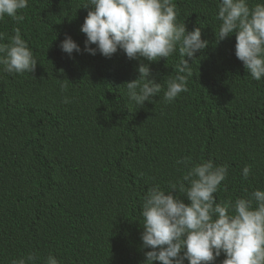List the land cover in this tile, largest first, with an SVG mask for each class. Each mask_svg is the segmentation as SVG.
<instances>
[{"label": "trees", "instance_id": "obj_1", "mask_svg": "<svg viewBox=\"0 0 264 264\" xmlns=\"http://www.w3.org/2000/svg\"><path fill=\"white\" fill-rule=\"evenodd\" d=\"M85 2L28 0L22 20H0V43L19 28L37 59L32 73L0 70V264L29 253L36 264L49 253L60 264H142L150 250L141 247L143 198L155 184L167 190L191 164L228 167L218 201L264 189V78L253 80L231 57L235 34L216 42L218 0H174L177 22L199 27L209 43L194 61L185 57L188 90L170 103L163 91L178 74L179 53L149 62L120 50L110 58L84 52ZM66 35L80 53L61 50ZM141 62L162 91L136 108L124 83L138 77ZM229 66L243 72L227 73L233 84L196 85L201 75L225 81L211 71ZM184 157L190 164H177Z\"/></svg>", "mask_w": 264, "mask_h": 264}, {"label": "clouds", "instance_id": "obj_2", "mask_svg": "<svg viewBox=\"0 0 264 264\" xmlns=\"http://www.w3.org/2000/svg\"><path fill=\"white\" fill-rule=\"evenodd\" d=\"M28 7V0H0V20L5 16L19 22V11ZM88 9L80 27L85 34L83 51L90 55L99 52L111 57L118 50L129 59L144 58L149 62L169 58L178 52L181 59L175 65L177 75L166 81L163 91L165 102L174 101L187 92V77L191 75L188 59L208 46L201 38L199 27L188 31L185 23L177 22L174 0H86L81 6ZM216 19L220 22L216 42L227 40L235 34V54L253 80L264 78V0H218ZM80 8V7H79ZM4 34L0 33V41ZM94 45L95 47H92ZM69 56L80 53V45L66 35L60 44ZM37 59L22 38L19 28L14 29L7 43H0V70L7 73H32ZM138 77L125 82L123 96L136 108L162 91L148 63L138 65ZM225 81L205 78L196 85L227 87L234 82L227 73L242 75L234 66L219 67L211 71ZM151 77V78H150ZM66 91L67 85L61 84ZM68 97L63 103H69ZM191 157L177 160L188 165ZM251 166L245 165L242 176L247 179ZM228 174L226 165H216L211 159L191 164L177 181H169L167 190L159 184L146 192L141 206L143 231L141 247L142 264H214L218 257L221 264H264V189L256 188L234 199L220 200L216 193ZM175 191V194L173 192ZM186 196L187 203L182 199ZM38 255L13 260L12 264H36ZM43 264H60L49 253Z\"/></svg>", "mask_w": 264, "mask_h": 264}]
</instances>
